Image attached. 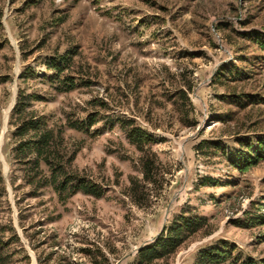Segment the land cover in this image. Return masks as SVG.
Instances as JSON below:
<instances>
[{
  "label": "rangeland",
  "instance_id": "obj_1",
  "mask_svg": "<svg viewBox=\"0 0 264 264\" xmlns=\"http://www.w3.org/2000/svg\"><path fill=\"white\" fill-rule=\"evenodd\" d=\"M249 31L264 32V0H0L6 264H138L180 215L202 223L154 264L263 261L264 159L243 171L229 162L244 141L264 138V61L241 35ZM64 55L71 88L48 69ZM228 64L243 75L218 78ZM29 118L45 119L72 186L91 189L60 199L25 181L31 155L16 152L15 131ZM132 127L149 140L132 142ZM215 249L226 250L219 262L201 259Z\"/></svg>",
  "mask_w": 264,
  "mask_h": 264
},
{
  "label": "trees",
  "instance_id": "obj_2",
  "mask_svg": "<svg viewBox=\"0 0 264 264\" xmlns=\"http://www.w3.org/2000/svg\"><path fill=\"white\" fill-rule=\"evenodd\" d=\"M241 35L251 40L257 46L261 51L258 60L264 61V32L249 31L241 33ZM70 61L71 58L68 55H64L59 58H53L48 62V69L53 71V79L59 84L63 81V84L67 85L69 88L73 86V80L70 78L61 79V74ZM244 73L247 74V72ZM242 75L243 72L241 69L229 64L226 65V68L222 66L219 72H217L218 78L225 77L227 80L239 79ZM189 89L190 87L187 88V90ZM178 95L181 97L184 104H190V99L186 90H179ZM228 97L234 98L236 103H243L242 96L238 94L228 95ZM15 108L16 111L21 112L20 99L17 100ZM92 121H94L93 118L91 122ZM30 129L35 132L33 137L28 136ZM15 135L19 138L16 152L25 154V157L31 155V160H29L27 164V166L30 167L26 168L24 176L25 181L31 187L36 188V186L38 187L43 184L52 186L58 193L60 199L69 189L71 193H74L77 189L88 191L93 187L88 186L83 180H77L76 185L72 186L74 176L62 172L61 166L57 163L56 156L54 157V150H52L53 148L51 146L53 133L46 130L44 118L22 119L20 125L16 128ZM127 136L132 142L140 144L146 143L149 140V136L145 131L135 127L128 130ZM242 145L244 148L238 150L229 158L230 165L234 168L241 171L248 170L250 167L256 165L259 160L264 159V138L244 141ZM42 165L47 167L48 174L44 175L41 172ZM201 223L202 219L196 216L187 217L180 215L178 220L166 230V234L162 232L153 242L138 251V264H154L155 261H159L174 254L185 241L187 236L186 233H193ZM9 229L13 234L14 241L20 245V240L15 229L13 227ZM5 246L6 244H2L0 241V264L8 263L7 260L9 258L4 254ZM225 253V249H215L214 252L210 251L204 253L201 259L216 263L219 262ZM23 258L29 260L27 254H25ZM55 264H61L60 260ZM240 264H264V260L256 262L247 258Z\"/></svg>",
  "mask_w": 264,
  "mask_h": 264
},
{
  "label": "bare ground",
  "instance_id": "obj_3",
  "mask_svg": "<svg viewBox=\"0 0 264 264\" xmlns=\"http://www.w3.org/2000/svg\"><path fill=\"white\" fill-rule=\"evenodd\" d=\"M17 70V69H16ZM15 99V93L13 94V97H12V101ZM11 106H12V103H11ZM10 106V108H7L6 109V111H5V113H4V126H3V132L5 131V129H6V121H7V117H8V114H9V111L11 110V107Z\"/></svg>",
  "mask_w": 264,
  "mask_h": 264
}]
</instances>
